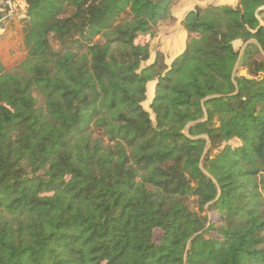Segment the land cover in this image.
Returning <instances> with one entry per match:
<instances>
[{
	"label": "trees",
	"instance_id": "1",
	"mask_svg": "<svg viewBox=\"0 0 264 264\" xmlns=\"http://www.w3.org/2000/svg\"><path fill=\"white\" fill-rule=\"evenodd\" d=\"M25 2L23 55L0 56V264H264V0L195 6L184 51L142 68L175 0Z\"/></svg>",
	"mask_w": 264,
	"mask_h": 264
},
{
	"label": "crops",
	"instance_id": "2",
	"mask_svg": "<svg viewBox=\"0 0 264 264\" xmlns=\"http://www.w3.org/2000/svg\"><path fill=\"white\" fill-rule=\"evenodd\" d=\"M202 1L203 3H201ZM206 1L207 0H175L174 4L170 8V11L171 15L176 18V21L172 24H169L168 22L161 23L158 26L157 35L159 36L162 34L164 50L169 55L168 62L185 48L186 31L181 23L185 12L193 10L195 6L205 7L207 5H230L233 7L237 4L238 0H210L212 2L209 0L207 2ZM9 19L12 21L6 34L9 33L10 37L14 33L13 31H16V34L19 35L17 38H19L21 36L19 22L13 18ZM3 23H5V21ZM260 24H263L261 20ZM161 29L167 30L161 32ZM8 51L13 52V55H8ZM22 55L23 51L22 47L20 46V41L17 43V45L7 41L0 45V56L4 61H13ZM154 58L155 56L152 57L151 61H154Z\"/></svg>",
	"mask_w": 264,
	"mask_h": 264
},
{
	"label": "rangeland",
	"instance_id": "3",
	"mask_svg": "<svg viewBox=\"0 0 264 264\" xmlns=\"http://www.w3.org/2000/svg\"><path fill=\"white\" fill-rule=\"evenodd\" d=\"M210 2H212V1H210ZM201 3H203V1ZM258 18H259V20H261V18L259 16H258ZM166 30L167 29H161L160 31L164 32ZM13 32L14 33L12 34V36H10L11 38L9 37V33L5 34L3 36V38L0 39V45L5 43L6 41L10 42V43H13L14 45H17V43L19 41H21V36L19 38H17L19 35L16 34V31H13ZM159 34H160V32H159ZM249 44L250 43H246V41H243L241 39H238V40L234 41V44H233L234 45V49L240 54L236 69L234 71V76L235 75H240L241 76V75H246L247 74V69L243 68L241 66V62H242L244 50H245L246 46L249 45ZM157 51H160V52L163 51L161 53L164 56V63H165V61L167 63H169L168 62L169 55L164 50V43H163L162 34H160L159 36L156 35V37L151 41V44H150V56H149L147 61L141 63V68L145 67V66H148V64L152 62L151 59H152V57L155 56V53ZM155 80L147 82V84H146V92H145V100L141 103L142 106L150 112L149 114H150V118L152 120H153V113H151V109L149 107V105H150L149 101H150V98H151L152 94H154L153 90H154L155 87H154L153 81H155Z\"/></svg>",
	"mask_w": 264,
	"mask_h": 264
},
{
	"label": "built area",
	"instance_id": "4",
	"mask_svg": "<svg viewBox=\"0 0 264 264\" xmlns=\"http://www.w3.org/2000/svg\"><path fill=\"white\" fill-rule=\"evenodd\" d=\"M25 0H0V38L4 34L3 22L7 18H13L17 21L25 17Z\"/></svg>",
	"mask_w": 264,
	"mask_h": 264
},
{
	"label": "water",
	"instance_id": "5",
	"mask_svg": "<svg viewBox=\"0 0 264 264\" xmlns=\"http://www.w3.org/2000/svg\"><path fill=\"white\" fill-rule=\"evenodd\" d=\"M233 7H234V6H233ZM262 9H264V6L260 7L257 11L262 10ZM186 14H187V12L184 13V16H185ZM246 43H256V41H255L254 39H249V40L246 41ZM233 44H234V42H233ZM233 47H234V45H233ZM184 49H185V48H184ZM184 49H183L180 53H178L176 56H178L179 54H181V53L184 51ZM176 56H174V57L170 60L169 63H167V62L165 61V64H166L167 66H170L171 63H172V61L174 60V58H175ZM239 56H240V54L238 53V57H237L236 63H235L234 68H233V70H232V79H233V77H234V71H235V69H236V66H237V63H238V60H239ZM152 62H153V61H152ZM152 62H151V63H152ZM151 63H149L148 65H150ZM233 82H234V84H235V81H234V80H233ZM156 83H157V80L153 81L154 87H155ZM153 93H154V90H153ZM220 96H221V95H219V94L209 95V96H207V97H205L204 99L201 100V105L203 106V105H204V102H205L207 99L217 98V97H220ZM153 98H154V94H153V96H152V98H151V100H150V103L152 102ZM150 103H149V104H150ZM141 106H142V104H141ZM142 107H143V106H142ZM143 109H144L146 112L150 113V112H149L147 109H145L144 107H143ZM204 112H205V110H204ZM151 113H153V112L151 111ZM150 119H151V118H150ZM204 119H205V117H204ZM204 119H202V120H204ZM151 120H152V119H151ZM152 123L155 124V115H154V114H153V120H152ZM190 125H192V123H188V124H187V126H186L185 129H184V133L187 132V128H188ZM206 140H207V143H206L205 151L207 150V148H208V146H209V140H208L207 138H206Z\"/></svg>",
	"mask_w": 264,
	"mask_h": 264
},
{
	"label": "bare ground",
	"instance_id": "6",
	"mask_svg": "<svg viewBox=\"0 0 264 264\" xmlns=\"http://www.w3.org/2000/svg\"><path fill=\"white\" fill-rule=\"evenodd\" d=\"M224 3V2H223ZM170 62V61H169ZM152 93V92H151ZM152 96H153V94H152ZM152 96H151V98H152ZM151 98H150V100H151ZM149 103H150V101H149Z\"/></svg>",
	"mask_w": 264,
	"mask_h": 264
}]
</instances>
